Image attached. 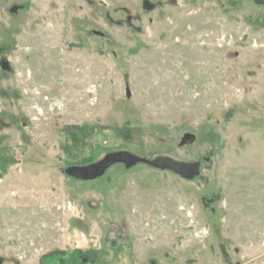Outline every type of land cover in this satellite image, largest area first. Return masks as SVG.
Masks as SVG:
<instances>
[{
    "label": "rangeland",
    "instance_id": "1",
    "mask_svg": "<svg viewBox=\"0 0 264 264\" xmlns=\"http://www.w3.org/2000/svg\"><path fill=\"white\" fill-rule=\"evenodd\" d=\"M0 264H264V5L0 0Z\"/></svg>",
    "mask_w": 264,
    "mask_h": 264
},
{
    "label": "water",
    "instance_id": "2",
    "mask_svg": "<svg viewBox=\"0 0 264 264\" xmlns=\"http://www.w3.org/2000/svg\"><path fill=\"white\" fill-rule=\"evenodd\" d=\"M254 1L258 5H264V0ZM4 68L8 69V65L5 64ZM140 163L162 170L173 171L188 180L194 179L199 175L201 166L200 162L185 163L170 157H157L150 160L129 152H116L106 155L103 159L91 165L69 167L66 169V173L75 178L91 180L102 176L115 164H124L127 168H131Z\"/></svg>",
    "mask_w": 264,
    "mask_h": 264
}]
</instances>
